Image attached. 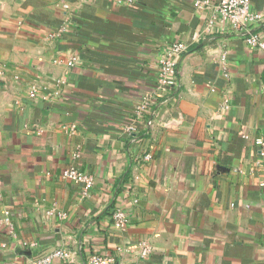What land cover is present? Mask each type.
Listing matches in <instances>:
<instances>
[{"label": "crops", "instance_id": "crops-1", "mask_svg": "<svg viewBox=\"0 0 264 264\" xmlns=\"http://www.w3.org/2000/svg\"><path fill=\"white\" fill-rule=\"evenodd\" d=\"M220 1L0 0V264H264V51L209 27ZM177 42L179 86L136 118ZM71 166L95 179L86 199Z\"/></svg>", "mask_w": 264, "mask_h": 264}, {"label": "built area", "instance_id": "built-area-1", "mask_svg": "<svg viewBox=\"0 0 264 264\" xmlns=\"http://www.w3.org/2000/svg\"><path fill=\"white\" fill-rule=\"evenodd\" d=\"M135 1L136 0H129L131 3ZM205 5H207V2L196 3L198 7ZM65 7L68 8L67 6ZM261 21L262 15L252 11L250 0H221L216 7V17L210 20L209 27L217 23H228L235 32L249 34L245 39L249 46L264 51V42L261 40L260 36L253 32L251 33V28ZM188 51L189 48L185 42H177L161 57L158 64L159 71L153 90L143 96L141 103L131 108L136 118H140L146 113L148 109L156 103L158 98H169L176 90L180 83L179 63ZM75 61L76 60L70 63L71 67L74 66ZM58 85L59 83H57V86ZM63 129L68 133H74L76 126H65ZM125 131L128 134H132L136 132V128L135 126H128ZM244 138L247 141L251 139L249 135L244 136ZM252 141L259 148L261 155L264 157V139L259 137ZM79 156L80 153H77L76 157L78 158ZM149 158L150 157L147 156L146 160ZM62 178L80 185L82 197L85 199L90 196L95 185V179L91 174L83 172L75 166L65 169L62 173ZM47 215H56L61 220L66 219V215L62 212H58L56 209L48 210ZM112 219L117 228L122 230L127 228L129 221L123 210L116 209L112 213ZM3 226L12 227L8 218L4 222L0 221V229ZM11 233H13L12 230ZM36 246V244L31 245V247ZM139 251L140 258L147 259L153 252V246L148 241H142L139 243ZM66 258L67 256L62 250H56L43 257L31 260L28 264H54L55 260H64ZM88 264H116V261L110 256L95 254L89 259Z\"/></svg>", "mask_w": 264, "mask_h": 264}]
</instances>
